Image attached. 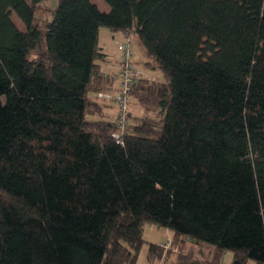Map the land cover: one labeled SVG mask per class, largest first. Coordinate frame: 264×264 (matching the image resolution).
<instances>
[{
	"label": "trees",
	"instance_id": "obj_1",
	"mask_svg": "<svg viewBox=\"0 0 264 264\" xmlns=\"http://www.w3.org/2000/svg\"><path fill=\"white\" fill-rule=\"evenodd\" d=\"M41 1L0 0V264H135L145 222L264 264V0H57L44 25ZM100 28L164 76L120 142Z\"/></svg>",
	"mask_w": 264,
	"mask_h": 264
},
{
	"label": "rangeland",
	"instance_id": "obj_2",
	"mask_svg": "<svg viewBox=\"0 0 264 264\" xmlns=\"http://www.w3.org/2000/svg\"><path fill=\"white\" fill-rule=\"evenodd\" d=\"M92 1V0H91ZM94 4L97 5L100 11L108 10L109 7L108 5L103 1V0H93L92 1ZM57 6V0H42L40 6L37 9L36 15L38 18V21L40 24L44 25L45 22H47L51 18V13L50 10L54 9ZM12 20L15 22L17 27L21 30H24V26L20 22V20L16 17L14 13L11 15ZM118 36L121 35L122 39L119 41L121 42L124 39V33L118 32ZM116 46V50L118 52V59L116 63V72L113 74H110L109 76L112 79V85L108 89H102L101 91L95 92V97L94 93H90V97L95 98L97 101L100 103H108L111 105L106 110V115L105 118L107 119H114V110L116 111L115 118L119 112V105L116 100V96L118 93V88H119V81H120V67H119V50H118V44ZM130 44L131 48L133 50V57H132V62L135 65V67L140 70L141 76L143 78H149L152 80H157V81H163L164 76L160 72L159 69H149L146 67L145 63H141L140 65L137 63V59H140L144 57V54L141 50V46L137 41V38L134 34L130 35ZM38 50L32 52V56L35 57L38 55ZM141 62V61H140ZM116 84L114 85V83ZM133 85L132 84V89L129 92V99L127 100V107H128V123L132 120L133 122L136 121V117H143V116H150L152 117L154 114L152 112H145L143 108L140 106L139 101L135 96L133 95ZM108 94L107 102H106V97L104 95ZM129 113H131V117H129ZM89 118H97L96 116L93 115H88ZM171 231L165 227H159L153 224H150L149 222H145L143 225V239L144 243L142 244L135 264H175V258L177 254L180 253H187L190 250L192 251V256L193 258L197 259L198 261L201 262V264H208L214 253V248H211L208 246V244L202 243V244H195L192 243L190 239L186 240H178L177 238H174L172 234H170ZM167 237H170L173 239V244L176 243L178 244L179 251L178 252H170V251H164L163 255L160 259H154L150 260L147 257V250H148V245L149 243H155L158 244L160 242H164ZM179 242V243H178ZM235 262L233 252L230 250H226L222 253L221 257V262L220 264H233ZM246 264H254L252 261H248Z\"/></svg>",
	"mask_w": 264,
	"mask_h": 264
},
{
	"label": "built area",
	"instance_id": "obj_3",
	"mask_svg": "<svg viewBox=\"0 0 264 264\" xmlns=\"http://www.w3.org/2000/svg\"><path fill=\"white\" fill-rule=\"evenodd\" d=\"M119 50V67H120V81L119 90L115 97L118 105L119 112L115 118L116 131L112 134L116 141L120 142L121 135L124 133L127 127L128 121V107L127 100L129 99V92L132 89V84L137 78L142 77L140 70H138L132 62L133 50L130 44V35L124 33V39L118 44ZM189 239L187 236H179L178 240ZM179 243V242H178ZM159 246L163 251L178 252V244H173V239L167 237L164 242L159 243Z\"/></svg>",
	"mask_w": 264,
	"mask_h": 264
},
{
	"label": "crops",
	"instance_id": "obj_4",
	"mask_svg": "<svg viewBox=\"0 0 264 264\" xmlns=\"http://www.w3.org/2000/svg\"><path fill=\"white\" fill-rule=\"evenodd\" d=\"M93 1V0H92ZM109 10V9H108ZM107 10V11H108ZM106 11V10H104ZM118 32H114L112 30L106 29V28H100L99 33H98V46L101 50L102 53L105 54V59L100 61V68L101 70L107 74H113L116 72V63H117V59H118V52H117V42H119L122 39L121 35H117ZM142 50V48H141ZM143 52V50H142ZM144 54V53H143ZM141 61V62H140ZM147 61V58L144 57L140 59H137V63L142 66V63H145ZM116 84V82L114 83V85ZM94 93V97H95V92ZM106 97V102H107V98H108V94L104 95ZM103 105V112L104 115H106V110L111 107L110 104L108 103H102ZM115 114L116 111L114 110V119L115 120ZM172 234V233H170ZM161 243V242H160ZM159 244V243H158ZM198 244H202V243H198ZM211 248H213L211 245H208ZM161 261V259L159 260Z\"/></svg>",
	"mask_w": 264,
	"mask_h": 264
},
{
	"label": "water",
	"instance_id": "obj_5",
	"mask_svg": "<svg viewBox=\"0 0 264 264\" xmlns=\"http://www.w3.org/2000/svg\"><path fill=\"white\" fill-rule=\"evenodd\" d=\"M233 264H240L238 261H235Z\"/></svg>",
	"mask_w": 264,
	"mask_h": 264
}]
</instances>
